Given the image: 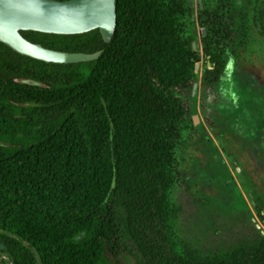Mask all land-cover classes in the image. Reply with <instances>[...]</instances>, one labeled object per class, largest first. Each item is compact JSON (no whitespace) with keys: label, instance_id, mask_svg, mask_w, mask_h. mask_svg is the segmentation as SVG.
Here are the masks:
<instances>
[{"label":"trees","instance_id":"obj_1","mask_svg":"<svg viewBox=\"0 0 264 264\" xmlns=\"http://www.w3.org/2000/svg\"><path fill=\"white\" fill-rule=\"evenodd\" d=\"M114 6L107 44L97 30L19 31L50 50L100 51L90 62L46 64L0 43V264H37L31 248L38 264H128L125 253L133 264H264V231L251 220L195 247L177 236L170 200L185 163L211 158L205 129L235 143L264 178V100L257 132L242 113L264 92L250 46L253 32L264 37V8L257 0ZM235 81L251 92L239 107L224 96ZM197 110L204 126L194 125ZM248 198L264 225V196Z\"/></svg>","mask_w":264,"mask_h":264},{"label":"rangeland","instance_id":"obj_2","mask_svg":"<svg viewBox=\"0 0 264 264\" xmlns=\"http://www.w3.org/2000/svg\"><path fill=\"white\" fill-rule=\"evenodd\" d=\"M257 3L264 8V0H257ZM250 46L257 55L256 65L264 74V37L253 32ZM204 66L200 51L198 70ZM224 90V96L234 98L238 107L248 102L247 97L251 96L246 86L236 81L225 86ZM260 93H264L263 90L250 97L253 111L242 112L252 117L255 132L260 117L258 99L264 100V94ZM195 117L194 125H205L198 110ZM205 131L213 144L209 147L211 158L204 160L202 152L195 154L185 163V175L170 193L171 203L177 209L174 225L177 236L195 247L208 246L224 238V234L237 233L248 220L264 231L263 222L248 198V194L264 196V178L255 174L251 160L230 139L217 138ZM241 131L246 133L247 129ZM262 208L264 210V203ZM2 256L0 260H4ZM125 258L128 264L134 263L131 254L125 253Z\"/></svg>","mask_w":264,"mask_h":264},{"label":"water","instance_id":"obj_3","mask_svg":"<svg viewBox=\"0 0 264 264\" xmlns=\"http://www.w3.org/2000/svg\"><path fill=\"white\" fill-rule=\"evenodd\" d=\"M114 28V0H0V43L21 56L46 64L90 62L98 58L100 51L84 54L50 50L25 40L19 31L78 35L97 30L102 42L107 44ZM196 68L197 65H194ZM14 81L22 85L43 87L31 79L17 78ZM192 120L195 123L196 117L193 116ZM30 252L35 262L40 263L37 253L32 248Z\"/></svg>","mask_w":264,"mask_h":264}]
</instances>
